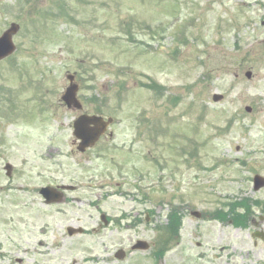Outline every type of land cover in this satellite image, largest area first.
Wrapping results in <instances>:
<instances>
[{
  "label": "rangeland",
  "instance_id": "1",
  "mask_svg": "<svg viewBox=\"0 0 264 264\" xmlns=\"http://www.w3.org/2000/svg\"><path fill=\"white\" fill-rule=\"evenodd\" d=\"M263 22L264 0H0V36L21 26L0 62V188L6 164L13 185L77 188L69 206L2 193L0 264H264L254 228L216 220L247 200L264 233ZM68 74L84 112L117 123L87 155L61 100ZM138 240L154 246L132 253Z\"/></svg>",
  "mask_w": 264,
  "mask_h": 264
},
{
  "label": "water",
  "instance_id": "2",
  "mask_svg": "<svg viewBox=\"0 0 264 264\" xmlns=\"http://www.w3.org/2000/svg\"><path fill=\"white\" fill-rule=\"evenodd\" d=\"M17 29L18 27L14 26L0 39V60L6 58L15 51V46L12 42V35L17 32ZM248 77H251L250 73L248 74ZM68 78L71 81V85L68 87L65 95L63 96V100L69 107L74 106L77 109H81L82 106L76 98L78 86L72 83L74 80L73 76H69ZM221 99V96L214 97L216 102L220 101ZM91 126L94 127L92 128ZM106 126L107 123H105L102 118L88 116L80 117L75 123V136L82 141L79 146V150L81 152H85L88 147L93 146L105 130ZM254 182L256 191L264 187V178L256 176ZM43 193L46 195L48 203L58 200H55L53 190H45ZM58 201H61V199ZM194 215L199 216L197 214ZM148 248L149 246L145 242H139V244L134 247V249L140 250H147ZM122 257L123 256L121 255L120 258Z\"/></svg>",
  "mask_w": 264,
  "mask_h": 264
},
{
  "label": "flooded vegetation",
  "instance_id": "3",
  "mask_svg": "<svg viewBox=\"0 0 264 264\" xmlns=\"http://www.w3.org/2000/svg\"><path fill=\"white\" fill-rule=\"evenodd\" d=\"M263 27H264V25H263ZM114 138H115V135H114V133L111 131V132H109V131H107V133H106V135H104L103 137H101V139H100V141H99V143L97 144V146L102 142V141H104V140H114ZM49 151V150H48ZM262 152L264 153V148L262 149ZM87 153H88V151L84 154V155H87ZM47 154V153H46ZM262 161V163H264V160L262 159L261 160ZM109 179L111 180L112 178H111V176L109 177ZM17 180H18V176H16L15 174H14V172H13V175H12V178L10 179V181L12 182V183H14V182H17ZM63 185H55V188L57 189V190H59V191H62L63 192V197L65 198V201L63 202V203H61V204H52L51 206H62V205H71V204H73L74 203V201H76V200H73V198H71V197H69L67 194H66V192L63 190ZM6 188H8V185L7 186H5L4 187V190H6ZM10 188H12V190H9V191H14V192H16V196L17 197H21V198H23V196H24V194H27V195H32V196H34V199H35V194H38V195H40L39 193H40V189H38V188H36V186H24L23 184H15V185H11L10 186ZM102 188H103V186H102ZM76 192V190L75 191H71V193H75ZM119 195H122V193H120ZM42 202V204H44V205H46V203H45V201H41ZM13 203V202H12ZM14 204L16 205V207H21V206H23V205H26V206H28V204H29V202H24L23 200H20V199H17L16 201H14ZM36 204V202H34V201H32V202H30V205H35ZM98 207V206H97ZM228 213H229V215H228V217H227V221H228V223L230 224V225H232L233 223H235V222H237L238 221V219H245L246 220V222H249V224L251 225L250 227H249V229H251V228H254V230H253V233H252V237L253 238H256V236L258 235L257 234V230H259V228H260V225L256 222V220H254L253 218H254V216L253 215H249L248 214V212L246 211V210H238V209H235V210H232V208H230V210H228ZM102 214V213H101ZM205 216H204V214H203V217L202 218H204ZM116 220H114L113 218H108V220H109V225H107L106 226V228H108V227H110V226H112V225H116V222H117V220H118V218H115ZM224 223V222H223ZM78 229H80V227L79 228H73V229H71V227H68L67 229H66V235L68 234V236L69 237H71V238H75L76 236H84V235H86V233H83V234H77L76 233V231L78 230ZM242 230H244L243 228H241ZM75 231V232H74ZM73 233V234H72ZM263 236V235H262ZM39 244H38V246L39 247H43L44 246V243L42 242V241H39L38 242ZM150 246H151V248H153V246H154V244L153 243H150ZM198 246H200V244H198ZM25 249L26 250H29V248H28V246H25ZM25 250V251H26ZM120 250V249H119ZM119 250L118 251H116L114 254H113V257L117 260V261H120V259L117 257L121 252H119ZM25 251H24V253H25ZM42 253V251H40V250H35V254H41ZM2 255H4V254H2ZM122 255L124 256V259H122L121 261H123V260H125L127 257H129V256H131V251H125V250H123V253H122ZM0 256H1V254H0ZM112 260H108V262H111ZM20 263L22 264L23 262L20 260Z\"/></svg>",
  "mask_w": 264,
  "mask_h": 264
}]
</instances>
